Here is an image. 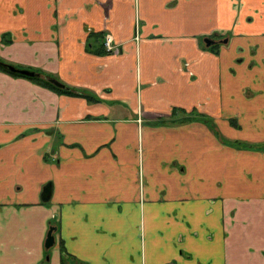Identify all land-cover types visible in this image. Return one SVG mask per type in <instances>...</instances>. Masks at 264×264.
<instances>
[{
  "label": "crops",
  "instance_id": "crops-1",
  "mask_svg": "<svg viewBox=\"0 0 264 264\" xmlns=\"http://www.w3.org/2000/svg\"><path fill=\"white\" fill-rule=\"evenodd\" d=\"M0 59L76 93L0 71V264H264V0H0Z\"/></svg>",
  "mask_w": 264,
  "mask_h": 264
},
{
  "label": "water",
  "instance_id": "water-1",
  "mask_svg": "<svg viewBox=\"0 0 264 264\" xmlns=\"http://www.w3.org/2000/svg\"><path fill=\"white\" fill-rule=\"evenodd\" d=\"M204 43L207 47H209L214 43V41L212 39L206 38V39H204ZM7 69L11 72L21 74V75L27 76V77L38 76V73H36L35 71L17 68L13 65H10V64L7 65ZM47 80L50 83H52L53 85H55L56 87H59V88L64 87V85L61 82H59L58 80H56L54 78H50V79L48 78ZM50 194H51V187H50V184H48L43 188L41 200L42 201H48L50 199ZM53 230H54V228L50 227V229L47 232V236H46L45 243H44L45 248H50L54 244V236L52 234Z\"/></svg>",
  "mask_w": 264,
  "mask_h": 264
},
{
  "label": "trees",
  "instance_id": "trees-1",
  "mask_svg": "<svg viewBox=\"0 0 264 264\" xmlns=\"http://www.w3.org/2000/svg\"><path fill=\"white\" fill-rule=\"evenodd\" d=\"M103 40H104V37L102 39V51L105 52V53H110L109 51H107L104 47H103ZM209 48H213V46H209ZM7 63L4 62L3 60L0 59V71H3V72H6V73H9L11 75H15V76H23L21 74H17V73H14V72H11L7 69ZM38 72V71H37ZM43 76L41 72H38V76H35V77H27L25 76L26 78H29V79H32L34 81H37L39 82L40 84L42 85H45L46 87H49L53 90H56L58 92H64V93H68V94H76L75 92H73L74 90L71 89V88H67L66 86H64L63 88H59V87H56L55 85H53L52 83H50L47 78H43L41 77ZM76 92H79V91H76ZM81 94H85V93H82ZM87 97V96H86ZM188 116L187 115H184L181 118V120H178V121H175V122H183V121H188L190 118H187ZM173 121V120H172ZM172 123V122H171ZM212 129H213V126L211 125ZM258 149H261V150H264V144L263 145H259L257 146ZM65 262V257H62V264H64Z\"/></svg>",
  "mask_w": 264,
  "mask_h": 264
},
{
  "label": "built area",
  "instance_id": "built-area-1",
  "mask_svg": "<svg viewBox=\"0 0 264 264\" xmlns=\"http://www.w3.org/2000/svg\"><path fill=\"white\" fill-rule=\"evenodd\" d=\"M103 47L110 53L115 51V45L112 41L111 35H105L103 40Z\"/></svg>",
  "mask_w": 264,
  "mask_h": 264
},
{
  "label": "flooded vegetation",
  "instance_id": "flooded-vegetation-1",
  "mask_svg": "<svg viewBox=\"0 0 264 264\" xmlns=\"http://www.w3.org/2000/svg\"><path fill=\"white\" fill-rule=\"evenodd\" d=\"M18 68V67H17Z\"/></svg>",
  "mask_w": 264,
  "mask_h": 264
}]
</instances>
